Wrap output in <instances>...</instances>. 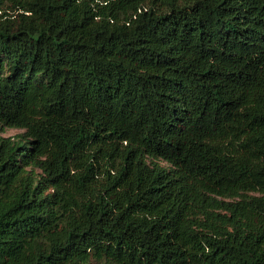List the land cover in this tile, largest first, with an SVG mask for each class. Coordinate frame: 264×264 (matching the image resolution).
<instances>
[{
    "label": "trees",
    "instance_id": "obj_1",
    "mask_svg": "<svg viewBox=\"0 0 264 264\" xmlns=\"http://www.w3.org/2000/svg\"><path fill=\"white\" fill-rule=\"evenodd\" d=\"M0 264H264V0H0Z\"/></svg>",
    "mask_w": 264,
    "mask_h": 264
},
{
    "label": "rangeland",
    "instance_id": "obj_2",
    "mask_svg": "<svg viewBox=\"0 0 264 264\" xmlns=\"http://www.w3.org/2000/svg\"><path fill=\"white\" fill-rule=\"evenodd\" d=\"M24 132H25L24 129H20V128H16V127L4 126L3 128H0V135H3V136L15 137V136L20 135Z\"/></svg>",
    "mask_w": 264,
    "mask_h": 264
}]
</instances>
